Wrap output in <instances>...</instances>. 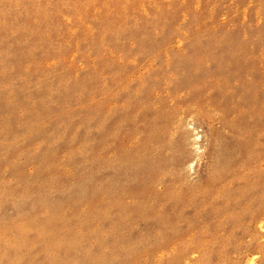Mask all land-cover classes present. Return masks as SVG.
Listing matches in <instances>:
<instances>
[{
    "label": "rangeland",
    "instance_id": "1",
    "mask_svg": "<svg viewBox=\"0 0 264 264\" xmlns=\"http://www.w3.org/2000/svg\"><path fill=\"white\" fill-rule=\"evenodd\" d=\"M0 264H264V0H0Z\"/></svg>",
    "mask_w": 264,
    "mask_h": 264
},
{
    "label": "bare ground",
    "instance_id": "2",
    "mask_svg": "<svg viewBox=\"0 0 264 264\" xmlns=\"http://www.w3.org/2000/svg\"><path fill=\"white\" fill-rule=\"evenodd\" d=\"M226 57V58H225ZM194 60L195 58L193 57H190L188 59H185V60H182V62H180L181 60H178V62L180 63H187L188 66H189V71L190 73L193 75L195 74L194 76H196L198 73H201L203 70L201 69V67L198 66L197 63H194ZM243 60V59H242ZM177 61V60H176ZM213 61L215 63H217V72L218 74H220L224 79H227L224 77V75L226 76L227 74H232V70H227L229 69V67L231 65H234L236 64L237 62L235 61H239L235 56L233 55H229V56H224L222 58H214ZM174 62V61H173ZM175 65V64H174ZM177 65V64H176ZM180 66V65H179ZM181 68V67H180ZM179 68V69H180ZM189 73V74H190ZM217 74V75H218ZM187 75V74H186ZM218 75V77L220 76ZM228 76V75H227ZM220 79V78H219ZM223 86V85H222ZM225 87V86H224ZM227 89V87H226ZM223 92H225V89L222 90ZM225 97V100L228 102V103H232L233 102V98H230V95L228 93V95L224 96ZM242 98V105L245 106V107H248L250 109H254L253 107H255V103L253 102V99L251 96L249 95H246V96H240ZM236 104H240V102L237 100L236 101ZM169 114V113H168ZM165 115L163 116H160V118H163L164 120H166V116L164 117ZM163 120V121H164ZM167 125V124H166ZM165 126V121L164 123L162 124H154L152 123L151 124V128L146 132V149L150 146V143H152V141L154 140V138L158 137V141H159V138L163 137L162 136V128ZM155 129V130H154ZM103 130V129H102ZM151 132H153V135L151 134ZM164 135V134H163ZM236 139V138H235ZM239 140V139H238ZM238 140H235L236 142ZM163 141V140H162ZM240 142V141H239ZM142 145V143H141ZM140 145V146H141ZM233 145V144H232ZM234 145L236 146H240L239 148H246L247 145H245L244 143H242V141L240 143H234ZM233 145V146H234ZM232 147V146H231ZM134 150L130 151L131 152V158H130V161L129 163H127L128 165L130 164L131 166H138V169L140 171V175L138 176V178H140V181L146 186V185H151V183H155L158 179H159V174H163L162 172L165 171L164 169V166L167 165L169 163V161H167V159H162V158H157L156 155H152L150 157V159H147L148 156L146 157V160L144 158H142L141 156H145L146 154H149L147 152V150L145 148H133ZM145 160L147 163H148V176H144V173H143V170L140 169L142 168V164L143 161ZM129 165V166H130ZM150 187V186H149ZM149 190H151V188H149ZM139 201V200H138Z\"/></svg>",
    "mask_w": 264,
    "mask_h": 264
}]
</instances>
